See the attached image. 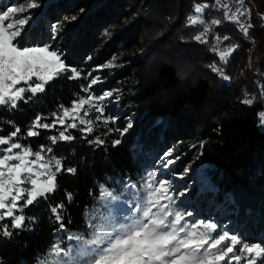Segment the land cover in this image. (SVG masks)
Wrapping results in <instances>:
<instances>
[{"label":"trees","instance_id":"obj_1","mask_svg":"<svg viewBox=\"0 0 264 264\" xmlns=\"http://www.w3.org/2000/svg\"><path fill=\"white\" fill-rule=\"evenodd\" d=\"M22 2L24 0H6L9 5ZM40 3V8L31 10L36 25L26 27L20 38L22 46L51 41V25L62 21L56 40L51 42L63 52L66 65L81 71V78L70 80L69 72L54 80L42 94L44 103L38 107L20 102L21 110L0 111V117L5 118L4 132L0 135L13 130L7 120H14L24 134L37 112L50 116L60 104L70 107L74 99L86 95L80 86H87L97 75L104 82L94 86L96 95L104 90H121L112 98L119 95L118 104L104 101L109 105L105 116L120 119L107 127L96 125L93 134L88 136L91 140L101 135L105 140L103 145H89L81 139L80 131L70 129L77 139L54 146V153L68 157L65 165L75 166L77 172L75 175L60 173L58 189L49 201L41 200L25 209L26 217L36 218L31 223V231L17 230L19 235L14 233L11 239L0 238V258L4 264H21L22 261L37 264V254L47 252L58 235L53 229L59 227L54 218L49 219V202L63 201L66 227L73 231L84 230L86 206L88 211L99 210V184L114 186L121 198L127 199V193L120 191L123 179L130 177L143 183L147 173L158 168L157 179L168 178L180 190L187 186L188 180L182 181L177 176L183 174L199 152L207 164L202 176L217 191L188 205L193 216L187 219L216 218L225 224L234 220L235 225L243 227L229 224L230 230H239L249 243L264 245V130L260 126L264 92L257 88L258 81L264 84V75H261L264 74V27L260 26L264 0H245V5L251 9L250 22L255 25L249 30V38H245L238 25L224 20L223 9L211 7L215 0H40ZM203 3L210 5L204 13L206 22L222 21L219 27L213 26L208 44L192 39L202 31L203 25L186 26L187 17L195 15L193 6ZM72 16L76 17L74 21ZM217 34L230 37L221 48L239 45L227 66L209 50ZM113 56L117 67L99 68L112 61ZM213 61L224 68L231 77L230 82L211 71L208 66ZM182 62L186 65L183 68ZM253 97L252 105L241 103ZM95 115L98 113L93 109L89 118ZM130 115L133 128L123 136L120 145L113 147L112 141L121 138L120 133L114 131L106 136L104 133L108 127L123 129L127 123L124 117ZM47 122L51 123V119ZM38 131V137L22 143H31L35 150L40 144L50 145L48 136L58 135L55 129ZM137 143L145 150L152 149V153L139 152L134 147ZM71 149H75V157L70 156ZM169 149H173L171 156L177 158L164 169L156 160ZM65 191L73 194L71 203L66 200ZM229 194L240 208L239 218L221 217L215 207L211 210L206 207L208 200L214 198L216 204H221ZM245 209H251L252 214L245 215Z\"/></svg>","mask_w":264,"mask_h":264},{"label":"snow or ice","instance_id":"obj_2","mask_svg":"<svg viewBox=\"0 0 264 264\" xmlns=\"http://www.w3.org/2000/svg\"><path fill=\"white\" fill-rule=\"evenodd\" d=\"M40 7V0H24L11 5L6 0H0V111L21 110L20 102L38 107L44 103L42 94L54 80L69 72L71 75L68 79L81 78V71L66 65L62 59L63 52L54 48L51 42L56 40L62 21L51 25V41L43 45L22 46V33H25L26 27L36 25L33 19L35 14L31 10ZM193 7L195 15L187 17L186 26L203 25L202 31L192 39L199 44H208L213 26L219 27L222 21H205V10L210 7L208 3L195 4ZM211 7L223 9L224 20L238 25L245 38H249V30L255 25L250 22L251 9L245 5V0H215ZM71 19L74 21L76 17L72 16ZM261 20L260 26L264 27V14H261ZM229 39L228 35L221 37L217 34L209 49L225 66L239 47L235 44L221 48L220 45ZM115 60L113 56L112 61L99 68L117 67ZM208 67L223 81H231L224 68L215 61ZM88 76H91V72ZM103 82L97 75L87 86L81 85V92L86 95L74 99L70 107L60 104L50 116L37 112L24 134H21V128L14 120H7L13 130L0 135V238L11 239L14 233L19 235L17 230L31 231V223L36 218L26 217L25 209L38 201H49L58 189L57 176L60 173L76 174L75 166H66L64 163L68 157L54 153V146L58 142L71 143L77 139L70 129L80 131L81 139L89 145L100 146L105 143L99 134L91 140H88V136L93 134L96 125L107 127L120 119L118 116H105L109 105L104 101L118 104L120 96L115 95L114 100L112 98L121 90H104L102 94L96 95L94 86ZM257 88L264 92V84L259 81ZM254 98H246L241 103L250 106ZM93 109L98 115L89 118ZM4 119L0 117V133L4 132ZM49 119L51 123L47 122ZM124 119L127 123L123 129L108 127L104 133L105 136L114 131L120 133L121 138L112 141L113 147L120 145L123 136L134 126L131 115ZM260 121L264 124V113H260ZM39 129L49 132L55 129L58 135L48 136L50 145L40 144L35 150L31 143H22L28 138L38 137ZM134 147L145 155L153 151L145 150L141 143ZM200 147L203 148L204 144L201 143ZM172 151H166L156 160V164L167 169L174 163L173 160H167ZM75 155V149H71L70 156ZM158 175L160 172L157 168L147 173L143 183L133 181L130 177L124 178L122 184L117 181V184H121L120 191L127 193V199H122L114 186L99 184V210L88 211L86 206L84 230L73 231L66 227L62 214L66 210L63 201L49 202V219L54 218V223L59 225L53 229L58 235L45 254H37V264H224L225 261L227 264H241L242 261L244 264H264V245L260 242L249 243L239 230H230L229 224L235 225L234 220L225 224L222 219L216 218L187 219L193 216V210H189L188 205L199 202V198L209 192L217 191L210 181L201 177L200 184L193 188L189 180L187 186L177 190L171 180L157 179ZM183 177L184 174H180L177 179ZM65 197L69 203L74 198L67 191ZM206 207L209 210L215 207L221 217L240 216V208L231 194L221 204H216L214 198L208 200ZM251 214V209H245V215ZM68 223H72L71 219ZM0 264H4L2 258ZM21 264L28 262L22 261Z\"/></svg>","mask_w":264,"mask_h":264},{"label":"rangeland","instance_id":"obj_3","mask_svg":"<svg viewBox=\"0 0 264 264\" xmlns=\"http://www.w3.org/2000/svg\"><path fill=\"white\" fill-rule=\"evenodd\" d=\"M25 15H27V13H25ZM177 29V27L175 28ZM178 56H179V52H178ZM249 61V60H248ZM181 66L182 68L185 65L184 62L181 63ZM184 75V74H183ZM186 78V76H184ZM192 79V78H191ZM190 83H191V80H190ZM185 85V84H184ZM186 86V85H185ZM70 122V121H69ZM261 124V123H260ZM261 128L264 130V124H261L260 125ZM169 158H171L174 162H175V159L177 157H173V156H170ZM167 160L168 157H167ZM202 162H203V165H202ZM173 165V164H171ZM169 165V167L171 166ZM207 166L206 162L203 160V157H202V154L201 152H199L197 155L194 156V159L192 160V163L187 167L185 168L183 174H184V177L183 179H181L182 181H186V180H191L192 181V187L193 188H196L199 184H200V180H201V177L202 176V171L204 170V168ZM168 167V168H169ZM187 170V171H186ZM190 195V193H189Z\"/></svg>","mask_w":264,"mask_h":264}]
</instances>
